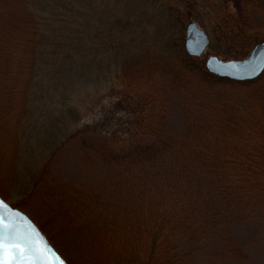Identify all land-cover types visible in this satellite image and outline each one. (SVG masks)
Segmentation results:
<instances>
[{
	"label": "trees",
	"instance_id": "1",
	"mask_svg": "<svg viewBox=\"0 0 264 264\" xmlns=\"http://www.w3.org/2000/svg\"><path fill=\"white\" fill-rule=\"evenodd\" d=\"M130 1L99 13L88 37L77 8L0 0V194L29 197L45 223L72 226L82 264H178L188 252L180 240L203 249L204 239L216 246L212 260L244 259L230 226L264 213V70L246 81L219 77L203 56L185 52L183 35L193 18L208 35L206 51L243 57L264 39V0ZM49 61L67 80L59 106L81 110L121 96L139 112L121 134L78 138L80 163L108 174L103 192L49 174L70 135L64 123L29 147L35 85ZM171 106L181 118L172 134Z\"/></svg>",
	"mask_w": 264,
	"mask_h": 264
},
{
	"label": "rangeland",
	"instance_id": "2",
	"mask_svg": "<svg viewBox=\"0 0 264 264\" xmlns=\"http://www.w3.org/2000/svg\"><path fill=\"white\" fill-rule=\"evenodd\" d=\"M38 1L43 9L48 11L59 7L62 9L77 8L80 10L85 16V30L86 35L89 37L92 25L97 23L96 17L98 14L105 10L109 12L122 11L125 0ZM131 5L132 0L130 1ZM57 23L56 19L52 21L53 26ZM259 40L263 39L260 37L257 41ZM224 88L225 85L220 89ZM228 88L233 90L235 87L231 85ZM66 89L67 80L64 76L60 75L55 64L51 61L45 63L43 73L35 85L37 104L33 107L26 130L29 147L38 149L40 141L45 138H51L44 136L50 132L52 133L60 123H64L65 128L69 127L67 130H70V135L63 139L59 150L54 152L49 163L46 164L49 165V174L62 184L74 183L77 186L90 187L98 193L103 192L100 185L104 183V178L106 179L107 177L108 179V174L106 176L105 171L98 167L86 168L80 163L78 160L80 153L77 149L78 138H88L90 136L108 138L107 130H120L117 133L121 134L123 131L121 129L126 124L132 125L136 118H139V112H128L126 106L132 102V99L130 100L127 97L121 96H117V102H115V98H108L100 106H82L81 110L77 109L78 106H59V101ZM174 94L175 98H180L178 93ZM126 98L128 101H126ZM165 120L167 133L172 134L177 132L181 126V118L175 106L170 107ZM106 184L107 182H105L104 187ZM156 189L154 185V192ZM4 199L13 206L18 207L15 205L17 202L24 206V208H18L22 209L34 220L53 247L63 256L67 264H69V261L83 263V253L85 250L72 226L65 225L61 221H55L50 224L45 223L44 209L32 199L24 197L22 194L14 195L13 193H8ZM39 223L42 224V228ZM230 228L231 237L239 241L242 244V249L246 252L244 259L220 258L212 260L214 258L208 255L207 252L214 250L216 246L212 245L208 239H204L202 242L203 249L193 248L192 245L186 247L183 241L180 240L178 249L180 251L185 250L186 252L187 248L188 252L180 258L178 264H264V213L246 219H242L241 217L239 221L232 223Z\"/></svg>",
	"mask_w": 264,
	"mask_h": 264
},
{
	"label": "water",
	"instance_id": "3",
	"mask_svg": "<svg viewBox=\"0 0 264 264\" xmlns=\"http://www.w3.org/2000/svg\"><path fill=\"white\" fill-rule=\"evenodd\" d=\"M208 35L189 18L184 25L183 46L187 54L201 56ZM207 70L230 80L257 78L264 70V40L255 42L244 57L204 56ZM0 264H67L39 226L22 209L11 205L0 195Z\"/></svg>",
	"mask_w": 264,
	"mask_h": 264
}]
</instances>
